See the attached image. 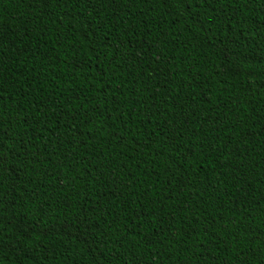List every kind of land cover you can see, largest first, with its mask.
<instances>
[{"label": "trees", "instance_id": "obj_1", "mask_svg": "<svg viewBox=\"0 0 264 264\" xmlns=\"http://www.w3.org/2000/svg\"><path fill=\"white\" fill-rule=\"evenodd\" d=\"M0 58V264H264V0H0Z\"/></svg>", "mask_w": 264, "mask_h": 264}, {"label": "snow or ice", "instance_id": "obj_2", "mask_svg": "<svg viewBox=\"0 0 264 264\" xmlns=\"http://www.w3.org/2000/svg\"><path fill=\"white\" fill-rule=\"evenodd\" d=\"M109 2H112V0H109ZM171 2L184 5V4H188V3L196 4V3H198V0H171ZM204 2H208V0H204ZM206 26L209 29H211L214 26H216V21L209 18V20L206 22ZM143 54L144 53H140L138 55H143ZM0 62H2V58H0ZM149 108H150V110L155 109V105L154 104L149 105ZM154 114H155L154 111H150V115H154ZM227 155H231V152H228ZM6 162L7 161L5 159H3L2 154H0V167H2L3 164ZM149 222H151V217L149 219ZM84 226L86 229L89 227V225L86 222H84ZM88 234H90V233H87V232L82 233V235H88Z\"/></svg>", "mask_w": 264, "mask_h": 264}]
</instances>
